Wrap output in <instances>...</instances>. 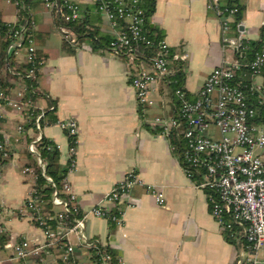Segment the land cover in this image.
Returning a JSON list of instances; mask_svg holds the SVG:
<instances>
[{
    "label": "crops",
    "instance_id": "crops-1",
    "mask_svg": "<svg viewBox=\"0 0 264 264\" xmlns=\"http://www.w3.org/2000/svg\"><path fill=\"white\" fill-rule=\"evenodd\" d=\"M65 1L77 2L85 11L93 6L91 0ZM25 2L27 22L37 34L36 50L44 58L32 102L40 111L55 107L57 122L44 125L43 137L57 144L63 165L68 161L70 139L58 123L74 120L77 124V166L69 180L80 210L87 215L88 238L107 245L123 264H237L241 245L227 241L211 216L207 194L195 188L169 140L151 126L156 117L175 115L167 83L160 80L151 94L152 104L140 106L132 80L151 70L148 60L116 58L107 48L95 49L90 41L77 39L71 50H65L69 35L59 25V12L40 0ZM240 3L245 10L239 32L248 41L259 42L264 33V0ZM94 16L93 26L113 38L117 30L104 15L100 21ZM0 20L7 24L22 20L12 0H0ZM151 26L163 33L172 48L176 57L172 68L181 67L183 87L193 99L214 69L240 61L238 51L223 42L221 24L207 8V0H157ZM11 56L10 67L3 68L0 77L14 85V97L24 84L20 69L26 67L27 57L24 49ZM249 81L263 83L264 78ZM25 124L12 108L0 106V134L10 153L0 175V264H17L13 247L21 238H28L35 247L46 242L42 229L23 214L32 187L31 176L23 171L36 162L27 149L36 131L17 132ZM131 171L161 189L165 206H159L147 189L137 187L123 200L122 226L111 229L107 220L91 211L99 205L112 210L104 198ZM59 212L55 207L51 215ZM66 240L79 244L76 233L68 234ZM37 257L36 264H63L56 249H44ZM75 262L96 264L84 248L77 250Z\"/></svg>",
    "mask_w": 264,
    "mask_h": 264
},
{
    "label": "built area",
    "instance_id": "built-area-1",
    "mask_svg": "<svg viewBox=\"0 0 264 264\" xmlns=\"http://www.w3.org/2000/svg\"><path fill=\"white\" fill-rule=\"evenodd\" d=\"M12 1L20 8L21 0ZM43 1L47 8L55 9L59 14L65 8L68 12L63 13L66 22L81 18L77 2L65 1L62 7L55 0ZM91 1L94 4L98 0ZM115 3L116 10H110L106 5L101 7L104 17L117 30L107 49L116 58H130L132 61L145 58L141 49L156 44L145 31L141 11L134 8L137 0H115ZM207 8L221 24L223 42L238 52L247 49L250 41L243 32L232 36L231 24L236 10L223 8L221 0H207ZM120 21L125 23L124 28H119ZM63 32L69 35L71 43L76 42L71 30L64 28ZM15 37L17 43L9 48L10 52L14 48L22 49L24 41H27L24 50L29 70L25 78L37 82L40 68L36 61L34 36L31 33L25 36L17 31ZM156 47L154 57L148 60L151 70L142 71L132 80L140 106L151 105V94L158 82L168 80L177 72L172 68L176 59L172 48L164 40ZM243 70L249 71L252 78H264V44L251 61H238L214 69L194 100H190L185 91L177 90L175 115L156 117L151 126L169 140L171 151L195 188L207 194L211 216L227 241L241 245L237 264H264V124L257 123L259 113L264 112V82L252 81L248 90H244L234 82L237 73ZM27 91L26 84L17 89L14 97L0 91V106L12 108L25 122L34 118L36 137L29 142L27 149L40 167L41 175L55 187L53 180L45 173V162L38 149L44 138L41 122L46 112H36L33 102L26 98ZM50 110H55V107L52 106ZM58 124L71 140L66 163L68 173L62 182V190L55 187L52 195L53 206L60 208V212L49 218L41 215L40 199L35 188L38 175L33 167H25L23 173L31 176L32 187L23 214L33 221L39 220L46 242L43 246L35 247L28 238H21L13 247V260L17 264H36L35 257L41 251L56 249L63 264H76L77 250L84 248L93 254L96 264H123L107 245L90 240L86 234L87 215L80 210L69 180L77 166L78 127L74 120ZM23 128V125L17 128L18 134L23 133ZM172 137L182 144L180 150L172 144ZM0 151L3 153L0 157L1 175L2 164L9 159L10 153L3 145H0ZM137 187L147 189L159 206H165L161 189L146 184L138 173L131 171L104 198V202L111 203L113 209H104L99 205L91 214L122 226L123 200ZM73 215V224L68 225ZM52 219L59 222L55 230L48 224ZM70 233L77 234L78 245L67 242L66 237Z\"/></svg>",
    "mask_w": 264,
    "mask_h": 264
},
{
    "label": "trees",
    "instance_id": "trees-1",
    "mask_svg": "<svg viewBox=\"0 0 264 264\" xmlns=\"http://www.w3.org/2000/svg\"><path fill=\"white\" fill-rule=\"evenodd\" d=\"M44 3L43 0H40ZM57 3H59L58 0H55ZM65 0H60V3L63 7ZM20 13L22 20L17 24H7L0 20V41H1V53H0V72L3 68H8L11 65V60L14 56H11V54H14L17 49H12L11 52L8 53V50L11 46L17 43V38L15 37V33L17 31L22 32L25 36L28 34H32L34 36V40L36 43L37 34L33 31V28L30 23L27 22L26 16H27V9H25L24 4L25 0H21L20 2ZM108 6L110 10H116V3L115 0H98L96 3L93 4L92 7L89 8V11H85L81 9V18L78 20H71L69 22H66L63 13H67L65 8H63L62 14H60L59 17V25L62 26V28H67L72 31V33L76 36V39L78 42L81 41H90L92 43V46L95 49H102V48H108L109 44L113 40V38L109 36H105L100 32L99 27H94L91 20H92V14L95 15L94 17L97 18L99 21L102 18L103 12L101 10L102 6ZM156 5L157 0H137V4L134 6V8L138 11H141V16L145 20V31L147 32L149 38L155 42V46L152 47H146L142 48L141 52L145 55L146 60H150L152 57H154L157 49V43L164 40V35L162 32L158 31L156 28H153L151 26V18L155 14L156 11ZM221 5L225 9H235L236 13L234 15V22L231 24V31L232 33L238 34L240 30V21L243 18L245 7L240 3V0H221ZM92 13V14H90ZM23 20H25V23H23ZM126 25L123 21L119 22V28H124ZM264 44V33L262 35V38L259 42H249L247 43L248 48L238 52L237 56L240 58L241 62H249L251 61L255 54L259 52ZM71 40L69 37H65L63 47L65 50H71ZM27 47V41H24L23 48L25 49ZM36 61L37 66L41 68L44 62V58L40 54L38 50H36ZM29 70V65L27 64L26 67H23L20 69L21 76L24 80V84L28 86V91L26 93V98L33 101V99L36 98L37 94L35 92V88L37 85V82L31 81L27 78H25L26 73ZM252 77L251 73L247 70H243L241 72H238L235 78V83L237 85H240L244 90H248L249 85L252 83V81H249V79ZM167 83L170 93L173 96L175 107L178 104V99L175 95V92L177 90L185 91L183 84H184V74L181 70V67L177 70L174 76L169 78L168 80H165ZM0 91H3L7 93L8 95H11L12 89L14 85L9 82L8 80L0 77ZM186 92V91H185ZM187 93V92H186ZM187 96L190 100H194L190 97V95L187 93ZM37 113H39V110H36ZM55 110L47 111L45 114L44 119L42 120V126L44 127L47 123H56L57 119L55 117ZM257 123L264 124V112L259 113V117L257 120ZM24 131L26 132L29 129L35 130V120L34 118L24 125ZM71 141V140H70ZM29 143V142H28ZM172 144L180 150L182 147V144L176 139L172 137ZM0 145L7 146L5 138L2 134H0ZM39 153L41 155L42 160L45 162V173L48 177H50L53 180V183L55 184V187L62 190V182L64 178L66 177L68 173V166L65 164H61V154L59 149L57 148V145L48 140L47 138H43L41 141L39 147ZM3 153L0 151V157H2ZM29 157L32 156L29 154ZM7 160L3 162V166L6 164ZM33 167L35 169L36 174L38 175L37 184H36V190L38 192V196L40 199V207H41V215L44 218L52 217L51 213L53 209L55 208L53 206L52 202V195L55 190V187H53L52 184L48 183L47 180L41 175V169L38 166L36 162H33L31 165H27V167ZM61 197H66L65 194H60ZM80 215H76V217H79ZM74 220V215L70 216L68 220V225H72ZM34 223L40 227L39 220H34ZM48 224L51 226L53 230L57 229L59 222L57 219H52L48 221ZM111 229L115 228L116 225L110 223ZM112 252V251H111ZM114 256L116 254L112 252ZM36 261L39 260V257H35ZM95 261V258H94ZM62 262V261H61ZM97 263V262H96Z\"/></svg>",
    "mask_w": 264,
    "mask_h": 264
},
{
    "label": "water",
    "instance_id": "water-1",
    "mask_svg": "<svg viewBox=\"0 0 264 264\" xmlns=\"http://www.w3.org/2000/svg\"><path fill=\"white\" fill-rule=\"evenodd\" d=\"M59 1V3H60V0H58ZM18 47H20V46H18ZM10 52V49L8 50V53Z\"/></svg>",
    "mask_w": 264,
    "mask_h": 264
}]
</instances>
